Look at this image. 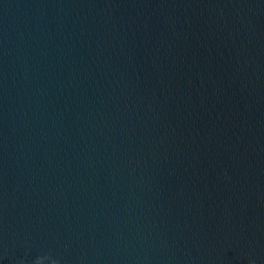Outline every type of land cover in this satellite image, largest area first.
Returning <instances> with one entry per match:
<instances>
[{
  "label": "water",
  "instance_id": "obj_1",
  "mask_svg": "<svg viewBox=\"0 0 264 264\" xmlns=\"http://www.w3.org/2000/svg\"><path fill=\"white\" fill-rule=\"evenodd\" d=\"M0 264H264V0H0Z\"/></svg>",
  "mask_w": 264,
  "mask_h": 264
}]
</instances>
